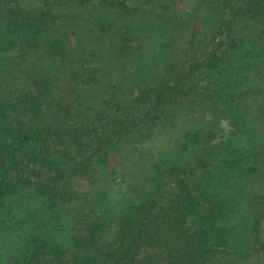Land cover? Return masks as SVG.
I'll return each instance as SVG.
<instances>
[{"label":"trees","instance_id":"obj_1","mask_svg":"<svg viewBox=\"0 0 264 264\" xmlns=\"http://www.w3.org/2000/svg\"><path fill=\"white\" fill-rule=\"evenodd\" d=\"M151 1L188 45L152 80L114 79L104 103L89 106L108 63L138 59L153 43L129 20L140 6L0 0V241L12 250L0 264L228 260L227 219L239 188L264 173V0ZM91 41L105 44L104 58L86 51ZM189 97L215 102L217 112L192 117L174 153L135 167L139 185L127 189L116 214L79 191L78 180L96 183L110 156L151 134L180 103L189 108ZM215 113L213 127L205 115ZM257 197L264 202V184ZM62 216L69 247L54 239ZM148 247L154 252L144 253Z\"/></svg>","mask_w":264,"mask_h":264},{"label":"rangeland","instance_id":"obj_2","mask_svg":"<svg viewBox=\"0 0 264 264\" xmlns=\"http://www.w3.org/2000/svg\"><path fill=\"white\" fill-rule=\"evenodd\" d=\"M149 1L132 0L133 3L140 7L139 11L132 13L129 20L133 26H138V29L149 34L153 43L146 51L139 52L137 55L139 56L138 59H129V63H127L129 61L127 60L119 65L123 59H116L114 65L111 62L108 63L110 66L107 71L108 77L104 84L95 90L99 92L98 97L95 98L94 102L89 103V106H97L104 103L103 99L109 95L111 85L115 83L114 79L117 81L127 74L133 73L130 75L132 84L142 86L144 84L143 82L141 83L142 80L150 78L152 80L163 72L169 61L183 52L185 45H188H183L184 40L186 42V37H183L184 40L177 37V31L171 24L173 22L169 21V16L164 13L160 3ZM92 48L97 50L101 58L106 55L104 43L91 41L86 44V51ZM142 54L145 55L141 56ZM36 59L44 66H47V59H45L43 54L39 53ZM64 89L61 93L64 94L65 100L69 101L70 97H73V93ZM189 99L191 100H186L185 104L186 106L190 105L188 107L193 109L191 112L189 108H184L180 103V108L175 107L172 114L168 115V120L157 126L151 134H145L141 138L136 137L134 141L129 143L126 142L127 146L121 149L120 153H114V156H110V160L103 166L102 175L98 177L96 183L90 184L91 182L87 180H78L77 187L79 191L83 192L84 196H94L95 201L103 200L106 202L108 204L107 210L109 212L111 210V213H109L111 217L116 214L120 210L127 189L132 185H136V183L139 185L141 171H135V167L147 164L148 159H160L162 156L174 153L177 147L174 148V146L176 143L179 144L181 142L183 130L190 124L192 117L200 118L202 113L209 108L217 112L214 109L215 102L195 101L193 97H189ZM84 105L87 106V104ZM218 114L205 115V117L209 118L207 123H213L214 127V121ZM263 125L264 123L261 122L260 126ZM125 166L130 167V170L125 169ZM126 172H129L130 175L128 182L124 180V178L128 177ZM259 178H261L260 183H257V177H248L244 181L243 186L239 188L240 190L238 189L235 210L230 213L227 219L228 225L231 227V238L234 241L232 244L233 250L230 252L229 258L226 256L228 260L222 258L223 263L221 264H264V202L260 197L254 198L257 187L264 184V173H259ZM60 220L63 225L58 231L53 232L54 239L61 246L69 247L68 232L65 231L68 226L64 222L66 220L63 219V216ZM55 225L58 226L57 224ZM21 238L22 235L17 237L12 248H16L24 241L25 238L22 240ZM6 245L3 240L0 241V251L3 253L0 259L12 252ZM143 250L139 254L143 253ZM146 252L152 253L154 250L148 247L144 253ZM246 257L248 259L244 260Z\"/></svg>","mask_w":264,"mask_h":264}]
</instances>
